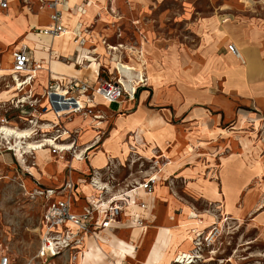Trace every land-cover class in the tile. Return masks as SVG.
Returning <instances> with one entry per match:
<instances>
[{
  "label": "crops",
  "instance_id": "crops-1",
  "mask_svg": "<svg viewBox=\"0 0 264 264\" xmlns=\"http://www.w3.org/2000/svg\"><path fill=\"white\" fill-rule=\"evenodd\" d=\"M7 2L8 8L0 11V70L4 67V63L10 59L8 74L11 78L12 48L16 47L15 42L18 39H24L29 33L39 38L31 41L30 39L33 36L29 37L32 45L26 46L31 50L34 59L42 60V67L34 75L35 78L37 72L40 73L41 82L37 83L38 85H32L31 81L29 85L27 83L16 90L11 84L10 89H6L4 93L2 92L3 94L0 92L2 95L11 94L9 97L5 96L6 99L0 98V107L6 104L5 102L9 98L23 95L26 90L32 92L38 88L36 94L41 95L40 92L44 90V86L48 87L50 76L60 80L68 76L81 79L82 77L78 75L82 70L87 71V78L91 79L92 82L99 78H112L110 76L113 75V77L119 78L126 91H130L131 87L135 89V84H138L135 80L138 79L140 73L135 69L136 61L132 56H129L128 60H122V57L120 59L115 54L121 47L114 49L113 53L109 50L110 46H104L103 41L97 43L95 41L97 38L93 35L94 32L90 30L91 32L87 34V40L83 46H79L74 41L73 34L70 33L72 46L65 49V37L63 35L50 37L38 34L33 30V28L46 27L50 24V10L45 5L40 6L37 0H26L29 6L32 5V7L38 9L33 13L24 0H7ZM194 2L196 3V1ZM87 3L84 0H65V3H63V24L69 31L79 23L82 26L90 27V22L95 17V8H89L86 6ZM193 3H191V6H194ZM205 4L209 8H220V11L227 9L228 13L218 16L203 12H201V15H197L196 12L191 13L189 10L181 11L178 17L173 18L178 26L181 25L185 28L183 35L178 34V32H161L164 30L163 21L167 18V13L163 12V15L157 18L161 24V30L158 33H152L148 22L142 21L144 32L149 37V40L146 38L147 41L142 43L143 56L145 60L147 59V85L139 86L134 98L127 99L123 97L120 101L113 102L117 104L114 109H110L113 103H106L99 97L95 98L98 104L105 106L107 111L111 113L107 118L101 120V123H107L108 120L110 122L111 128L107 136L102 138L103 136L97 135L99 132L97 133L96 130L92 129L93 126H89L92 120L86 121L90 118L82 119L75 116L63 123L69 130L75 131L74 134L78 131L77 137L80 143L77 146L80 147L79 150L83 153V148L91 144L95 136H99V141L92 146L95 148L92 149L91 147L88 150L90 165L93 169L103 168L107 163L108 156L117 159L128 155V153H133V151L138 156L137 150L147 153L148 149H155L159 154L165 153L162 155L170 161L167 171L164 170V173H176L180 170L179 168L176 169L177 163L189 155L188 152L191 150V146L204 143L209 149L215 151V149L217 150L215 144L222 143L228 137V133H233V130L238 129L244 123V118L253 116L252 118L255 120L264 121V14L256 12L252 14L235 10V0H210ZM74 6L77 8L83 7L84 12L73 9ZM66 8H68V11H66ZM225 15L229 16L225 17ZM93 25H96L95 27L99 26L95 22ZM185 35L189 36L188 39L184 38ZM48 37L52 39V45L61 42L64 49L50 47L46 42ZM230 43H235L234 45L237 47L241 56L240 60L243 63L242 55L254 57L252 62L249 59V64L254 66V75H238L239 68L242 67H240L241 64L238 61L239 58L228 51L227 45ZM93 46L94 48L90 49ZM82 50L86 53L81 52ZM77 51L79 52L78 62L74 60L66 63L58 58L59 56L66 60L73 59L76 57ZM5 54H8V56L5 57ZM52 54L56 57L52 58ZM49 56L52 59H58L55 61L60 60L61 65L52 69L54 60H50ZM93 61L97 64L96 69L92 68ZM249 71H251V68ZM71 73L72 75H69ZM22 75L25 76L26 74ZM123 76H127L128 79L124 80ZM131 81L135 82L134 86L130 85ZM239 114L242 116H239ZM49 115L50 119L46 120L50 123H47V126L55 122L53 114L49 112ZM151 122H154V124L151 125ZM95 126L99 129L98 125ZM30 127L25 128V130H30ZM13 128L19 129V127ZM148 130L154 131V135L147 137L146 131ZM140 142H143V144ZM211 154L213 155V153H210L209 156ZM15 160V165L21 169L22 164L17 159ZM52 161H54L52 164L35 161L38 170L37 172L35 170L34 173L33 168L32 174L29 173L30 176L35 177L37 183L42 184L45 188L55 190L62 188L67 177V180L72 181L75 185L76 210L81 211V206L87 204V197L92 194L87 178L82 179L78 174L79 169H84V159L71 158L68 161ZM41 164H43V168ZM69 167H71V172L68 176H65V169ZM164 173L159 175L157 183H161L162 176H167ZM157 183L151 194H147L142 190L137 194L140 199L151 205L145 213L148 221L147 226L139 228L141 230L153 223L155 225L157 222L160 225L171 227L177 236V241L174 244L164 245V248L168 249L170 247L173 255H166V257L165 255L151 256L152 259L160 256L158 262L155 259L152 262L150 256L145 255L146 253L139 255V251L134 256L133 251L132 255L130 254L131 256L128 254L123 257L117 256L112 250L113 244H111V241L119 239L117 235L122 232H128L132 237V231L139 229L132 226L127 218L122 216L120 221L115 223L111 229L99 233L98 240L90 237L87 241L86 249L94 250L97 246L104 255L99 260L82 262L81 264H157L163 260V256L164 259L167 256L169 259L167 262L165 259L162 264H170L178 255L187 254L193 250L194 243L188 241L189 237L186 236L185 239H180V235L184 232H206L209 227L204 228L205 225L199 224L194 225V227H182L183 224H181L176 227L181 229H175L173 224L169 223L173 219L171 215L159 208L161 188L158 189ZM26 184L31 187L34 183L30 178H26ZM43 209L44 206L42 205L40 217ZM37 228L38 225L34 227L33 231H37ZM154 230L150 229L140 245L138 244L136 247H143L144 252H146L152 242ZM168 231L171 230L166 229L164 231L165 236H168ZM19 241L22 242V240ZM121 242L126 248L135 244L132 243L135 240L131 238L129 242L123 240ZM107 251L110 253L109 259L111 261L106 259L108 258L106 256ZM27 260L25 256V258L19 260L18 264H26ZM77 264H80V260Z\"/></svg>",
  "mask_w": 264,
  "mask_h": 264
},
{
  "label": "rangeland",
  "instance_id": "rangeland-1",
  "mask_svg": "<svg viewBox=\"0 0 264 264\" xmlns=\"http://www.w3.org/2000/svg\"><path fill=\"white\" fill-rule=\"evenodd\" d=\"M84 1L88 2L86 6L89 8H95V17L90 22L89 30L94 32L93 35L96 36L97 40L95 41L97 43L106 42V44L104 43L105 47L109 44L114 46L118 43L135 46L141 43L142 45L143 42L147 41L146 38L149 40L144 32L142 21L148 22L152 33H158L161 30V24L157 18L163 15V12L167 13V18L163 21L164 30L161 32H178L182 35L185 28L181 25L178 26L173 18L178 17L181 11L189 10L191 13L196 12L197 15H201V12H203L218 16L228 13L227 9L220 11V8L215 9L206 6L205 3L210 0ZM193 1H196V3H193ZM191 3L194 6H191ZM235 3V10L252 14L254 12L264 14V0H235ZM30 8L33 13L38 10L32 5H30ZM73 9L78 10L75 6ZM210 11L213 13H207ZM94 22L99 26L95 27ZM188 37V35H185L184 38L188 39ZM32 39L39 38L33 37L30 40L33 41ZM21 40L22 38L15 42L16 47H13L12 51L26 46L22 44ZM40 41L42 40L40 39ZM51 47L63 48L61 42L54 43ZM93 48L94 46L90 49ZM115 54L119 58L122 57V60H128V57H131V54L127 56L125 52L119 53L117 51ZM242 56L244 63L238 59L241 64L240 67H242L239 68L238 75H254V66L249 64V59L252 62L254 57ZM55 57L56 55L52 54V58ZM49 58L50 60H58L52 59L51 56ZM58 58L66 63L75 60V57L70 60L59 56ZM41 62V59H34L30 68L33 70L38 69L37 66L42 64ZM76 67L80 68L79 66ZM250 68L251 71H249ZM39 75L40 73L37 72V77L32 79V85H38L37 83L41 82V76ZM69 75H72V73ZM78 76L96 85V82H92L91 79L87 78L88 73L86 70H82ZM110 77H113V75ZM23 78L24 76H21V79ZM142 79L143 75L140 73L135 82L139 83ZM11 84L14 83L9 75H0L1 93H4L6 89H10ZM37 89L32 92L26 90L23 93L22 91L23 95L9 98L5 102L6 104L0 107V122L1 118H4L5 121L1 123H4L7 127L25 129L37 124L32 140H39L55 134L53 130H49V126H44L50 123L46 119H50L49 111L52 110L48 103L47 88L44 86V90L40 92L41 95L36 94ZM1 93V99H6L5 96L9 97L11 95L10 93L5 95ZM88 93L92 95V91ZM71 94L75 95L76 93ZM116 106L117 104L113 103L110 109H114ZM94 113L102 114L104 117L102 120L111 115L107 108L101 104L97 105ZM77 116L82 119L92 118L90 114L82 115V113H78ZM239 116L242 115L239 114ZM71 117H75V114L60 117L54 130L62 131L66 129L70 137L63 142L71 143L74 140L76 144L74 149L79 150L80 147L77 146L80 143L77 137L78 131L74 134L75 131L72 132L63 124ZM252 117L244 118V123L238 129L233 130V133H228V137L222 143H216L217 150L215 149V151L209 149L204 143L191 146V150L188 152L189 155L177 163L176 169L179 168L180 170L176 173H164V170L167 171L169 166V164L164 166L168 159L162 155L165 153L159 154L155 149H148L147 153L137 150L138 156L135 155V151L117 159L108 156L106 165L98 171L103 175V180L113 176L120 183V186H123V181L126 183L142 180L149 172L161 167L159 175L164 173L167 176H162L161 183H157L158 189L161 188L159 208L171 215L173 219L169 223L173 224V227L178 230L181 228L176 227L181 225L182 222H184L182 227L196 224L205 225L204 228L209 227L206 232H184L180 235V239H185L187 236L189 237L188 241L194 243L195 239L200 238L204 243V237L206 239L210 236L213 237V245L208 249L202 247L199 251L202 256L193 259L189 264H264V121L255 120ZM87 120L90 121L91 119ZM153 124L154 122L151 125ZM89 126H93L92 129L96 130L97 133L99 132L97 135L103 136L102 138L108 135L111 128L109 120L107 123L98 124L99 129L96 128L94 121H91ZM146 133L147 137H151L155 132L148 130ZM97 137L99 136H95L93 140ZM9 141L12 143L13 140L9 139ZM6 142V140H3V142L0 140V255L9 252L12 257H15L14 264H18L21 258L23 259L26 256L27 260L36 250L38 230L33 231V229L36 225L39 226L43 205V201L35 194V191L45 188V186L37 183L35 177H31L29 172L31 173L33 168V172L35 173V170L37 172L38 168L35 161L52 164L54 162L52 160L57 162L61 160L68 161L73 156H64L63 153H50V150H47L46 152L27 154L20 158L15 155L14 151L7 149ZM94 148L92 147V149ZM208 153H213V155L209 156ZM15 159L22 164L21 169L15 165ZM83 159L84 169H79L78 174L82 179L87 178L88 182L95 171L90 165L89 151L84 154ZM155 160L159 161L158 166L154 165ZM68 175L69 168L65 169V176ZM26 178H30L34 183L31 187L26 184ZM65 180L68 181L67 177ZM153 224L141 230L140 228L133 230L132 237L128 232L118 233L119 239L112 240L111 244H114L113 247H117L120 245L121 240L129 242L131 238L135 240V242H132L135 243L134 248L131 250L133 256L139 251V255L146 253V256L149 254L148 256L151 257L154 250H158V252H153V256L165 255L164 251L167 252L166 255L169 256L170 254L172 256V249L170 247L165 249L164 245L176 243L177 236L175 232L171 227L160 225L158 222L155 225ZM149 228L155 229L154 235L148 250L144 252L143 247H136V245H140L144 237L147 236L150 232ZM166 229L171 230L168 231V236L164 234ZM19 240H22V242ZM106 256L110 258V253H107Z\"/></svg>",
  "mask_w": 264,
  "mask_h": 264
},
{
  "label": "built area",
  "instance_id": "built-area-1",
  "mask_svg": "<svg viewBox=\"0 0 264 264\" xmlns=\"http://www.w3.org/2000/svg\"><path fill=\"white\" fill-rule=\"evenodd\" d=\"M24 2L27 5L29 4L26 0ZM37 2L40 6L45 5L50 10V24L46 27L33 28L35 32L41 35L56 37L69 31L64 26L62 19V7L65 0H37ZM7 8V0H0V11H4ZM78 10L84 12L81 6L78 7ZM70 33L73 34L74 41L79 46H83L90 30L89 27L82 26L79 23ZM103 42L106 44L105 41ZM119 44L124 45L122 43L116 45ZM131 49H138L140 54L144 53L141 43L138 46L124 45L117 51L133 56ZM227 49L232 55L239 56L238 49L233 43L228 44ZM112 51L114 53V49ZM78 53L77 51L76 62H78ZM12 56V73L18 74V77L21 78L23 75L20 74L29 72V74L24 76L25 79L33 74L30 72L33 71L30 66L34 58L27 46L14 50ZM77 64L81 65L80 63ZM122 78L124 80L128 79L127 76H123ZM63 80L50 76L46 92L48 97L51 96L50 99L48 98L50 107L51 105H58L56 98L59 96H57L56 92L61 88L67 91L68 97L73 96L72 101L77 103L76 109L72 112L77 114L82 113V115H92V121L96 125L101 123L103 115L94 113V109L98 105L93 102L94 93H97L106 103H113L120 101L123 97L127 99L134 98L137 88L145 86V83L139 82L135 84V89L131 87L130 91H126L119 78L116 77L97 79L95 81L96 85L90 83L85 78L67 77ZM89 91H92V95L88 93ZM71 93L76 94L72 95ZM82 94L87 97V100L83 99L85 107L81 108L77 97H80ZM4 121L5 119L1 118V122ZM68 136L70 137V134ZM73 142L74 140H72L71 144ZM74 150L67 149L64 151L67 152V156H75ZM158 163V160L154 161L155 166H158ZM160 172L161 167H157V169L149 172L142 180L126 183L123 181L124 185L120 186V183L113 176L103 180L101 172L95 170L88 181L92 188V194L87 197V204L81 206V211L76 210L75 185L70 180L66 181L64 186L57 190L52 188L36 190L35 194L43 200L44 209L37 228L38 245L26 264H76L79 253H83L84 249L87 248L88 239L93 237L95 240H98L99 233L111 229L115 223L120 221L122 216H125L132 226L138 228L147 226L148 221L145 213L151 205L140 199L137 194L141 190L147 194H151L155 184L159 180ZM212 238L211 236L207 237V239L204 237V243L200 238L195 239L192 252L178 255L174 259L175 262L173 264H181V260L182 264H189L193 259L198 258L196 256H202L199 253L200 249L212 246ZM176 260L180 262H176ZM14 263L15 257H12L9 252H4L0 255V264Z\"/></svg>",
  "mask_w": 264,
  "mask_h": 264
},
{
  "label": "bare ground",
  "instance_id": "bare-ground-1",
  "mask_svg": "<svg viewBox=\"0 0 264 264\" xmlns=\"http://www.w3.org/2000/svg\"><path fill=\"white\" fill-rule=\"evenodd\" d=\"M66 11H68V8H66ZM69 34H70V31H67V33L63 34V36L65 37V39H64V48L65 49L70 48L72 46L71 37L69 36ZM31 36H33V35L31 33H29L26 38L22 39V41H21L22 44L23 45H32L31 42L29 41V37H31ZM33 37H35V36H33ZM46 42L48 43V45L50 47L52 46V39L50 37L46 38ZM108 46H110V45H108ZM117 47H123V45L119 44V45L113 46V47L110 46L109 50L112 51V49H116ZM131 50H132L133 56H134V57L133 56L132 57L136 61L135 69H137L143 75V79L141 80V82L145 83V85H146L147 84L146 83V81H147V78H146V74H147L146 60H145L143 54L139 53L138 49H131ZM238 53H239V51H238ZM7 56H8V54H5V57H7ZM233 56H235V55H233ZM235 57L241 59L240 53H239V56H235ZM9 62H10V59H8L4 63V67L1 68V70H0L1 74L9 75L8 74L9 73L8 72ZM59 65H61L59 63V61H55L54 60V62H52V69L56 68L57 66L59 67ZM41 67H42V64H39L38 67H37L38 69L30 71L33 74L28 76V77H26V79H25V77L23 79H21V78L18 77V74L12 73L11 74V79H12V81L14 83L13 87L17 90V89H20L21 87H23V85H25L27 83L28 84L31 83L32 79H34L35 72L38 71L39 69H41ZM96 67H97V64L95 63V61H93L92 68L96 69ZM27 74H29V72H27L26 75ZM20 75H22V74H20ZM134 83L135 82L131 81L130 85L134 86ZM56 94H57V96H59V97L56 98V100L58 101V105L57 106L51 105L52 110L49 111L55 117V119H54L55 122L53 124H50V125L48 124L49 127H50L49 130H53L55 132V134H53L52 136H49V137H46V138H42V139H39V140H32L33 135H34V131H35V127H36L37 124L36 125H32L29 128L30 130H28V129L27 130H25V129H23V130L20 129L19 130V129H14V128L7 127V126L4 125V123L0 122V140L2 142H3V140H6L7 141L6 143H7V146H8L7 149L14 151L16 156H19L20 158H23L27 154H33L34 152H46L47 150H50L51 153H63V155L65 156L67 152H65L64 150H67V149L69 150V149H74L75 148V143L71 144L69 142H63L69 137L68 136V131L66 129L62 130V131L54 130V127H55V125L58 124V122L60 120L59 119L60 117H66L67 115H72L73 116L74 114H75V116L78 115L77 113H73L72 112V111H74L76 109L75 107H76L77 103L72 101L73 100V96L68 97L67 95H69V94L67 93V91H65V90H63L61 88L58 89V92H56ZM93 97H94L93 98L94 99L93 102L98 104L97 101L95 100V98L96 97L101 98V97L97 93H94ZM48 98L50 99L51 96H49ZM83 99H85V101L87 100V97L84 94L80 95V97H77L78 104L80 105L81 108L85 107ZM23 101H24V99H23ZM89 101H90V103H92L91 100H89ZM90 119L92 120L93 118H90ZM44 126H47V124H45ZM9 139L13 140L12 143L9 141ZM96 139L98 140V137ZM96 139L91 144H89V145H87V146H85L83 148L84 153H83V151L79 150L77 153H75V156L72 155L73 158L82 160L84 154L94 145L95 142H97ZM53 148H54V151H53ZM74 152H76V150H74ZM168 164H170L169 160H167V163H165L164 166L168 165ZM69 172H71V167H69ZM95 181L97 182V180H95ZM88 186H89L90 191H91L92 188L89 185V183H88ZM191 221H193V220H191ZM188 226H190V225H188ZM94 245H96V244H94ZM115 245H117V244H115ZM120 245H121L120 247H113L112 246V248H113L112 250H113V252H115V254L117 256H121V257L126 256L125 254L130 255L131 254V250L134 248V246H132L133 248L130 247V246H129V248L128 247L126 248V246L124 244H122V242H120ZM153 252H158V250H154ZM153 252L151 253L152 257H153L152 254H154ZM164 252H165V257H166V253L167 252L166 251H164ZM157 254H159V253H157ZM102 255H104V253L97 246H96V248L94 250L93 249H89V248L88 249H84L83 253H79V256H78V259L76 261V264L78 263V260H80V264L82 262L86 263L88 261L99 260V258ZM148 255H147V257H148ZM169 256H170V254H169ZM152 257H150V258L152 259ZM155 257L152 259V262H153L154 259H155V261L157 260V262L160 260V258H159L160 256L157 257L158 259L155 258ZM196 257H199V256H196ZM106 259L108 260L109 258H106ZM165 259H166V262H167L168 259H169L168 256ZM165 259H164V256H163V260L160 261L159 264L164 262ZM173 262H175V260H173ZM176 262H180V261L176 260ZM180 263L182 264V260H181Z\"/></svg>",
  "mask_w": 264,
  "mask_h": 264
}]
</instances>
